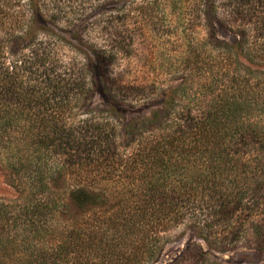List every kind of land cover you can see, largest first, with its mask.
Masks as SVG:
<instances>
[{"label":"trees","instance_id":"16d2710c","mask_svg":"<svg viewBox=\"0 0 264 264\" xmlns=\"http://www.w3.org/2000/svg\"><path fill=\"white\" fill-rule=\"evenodd\" d=\"M19 1L0 0V167L18 192L0 198V264H144L182 224L222 250L249 229L264 244V0H130L182 42L183 74L99 88L86 66L60 70L58 38L21 34ZM127 1L106 0L116 42L94 49L98 81L131 50ZM155 95L123 122V106Z\"/></svg>","mask_w":264,"mask_h":264},{"label":"rangeland","instance_id":"374dc122","mask_svg":"<svg viewBox=\"0 0 264 264\" xmlns=\"http://www.w3.org/2000/svg\"><path fill=\"white\" fill-rule=\"evenodd\" d=\"M20 0L9 7L21 24V34L30 31L38 40L48 41L54 36L59 40L60 70L74 67L75 70L89 68L86 80L94 75V49L109 50L115 41L109 32L111 8L106 0ZM138 2V0H137ZM136 2V3H137ZM100 4L102 6H100ZM40 6V7H39ZM130 0L125 3L123 36L130 40L131 50L116 59H108L109 66L101 68V80L94 79L99 88L104 81L107 86L119 83L143 84L144 81L163 80L164 86L177 84L183 72L175 70V58L184 49L182 42L174 35L165 36L160 31H153L148 23L139 20V9H134ZM101 7V8H96ZM70 10L84 15H74L75 25L65 22V12ZM42 19V20H41ZM159 25V22L157 23ZM156 24V25H157ZM166 28V27H165ZM168 31V28H166ZM24 36V35H23ZM118 39V38H116ZM116 42V41H115ZM89 63L88 64V62ZM101 64V63H100ZM91 66V67H90ZM180 71V70H179ZM112 84V86H114ZM152 101L144 100L135 104H126L123 110V122L149 116L159 106L158 96ZM107 97L97 91L92 95L91 104L96 109H104ZM18 196L16 189L5 177L0 167V198L14 200ZM75 202L70 203L68 212H81ZM80 210V211H79ZM72 214V213H71ZM63 215L62 217H65ZM258 238L247 231L234 247L222 250L219 245L197 237L193 230L179 225L165 233V240L156 260H144V264H264V244H258Z\"/></svg>","mask_w":264,"mask_h":264}]
</instances>
